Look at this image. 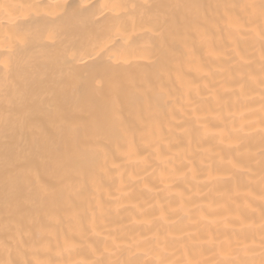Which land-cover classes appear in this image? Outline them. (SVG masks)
<instances>
[{
  "label": "bare ground",
  "instance_id": "bare-ground-1",
  "mask_svg": "<svg viewBox=\"0 0 264 264\" xmlns=\"http://www.w3.org/2000/svg\"><path fill=\"white\" fill-rule=\"evenodd\" d=\"M0 264H264V0H0Z\"/></svg>",
  "mask_w": 264,
  "mask_h": 264
}]
</instances>
